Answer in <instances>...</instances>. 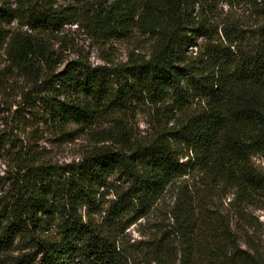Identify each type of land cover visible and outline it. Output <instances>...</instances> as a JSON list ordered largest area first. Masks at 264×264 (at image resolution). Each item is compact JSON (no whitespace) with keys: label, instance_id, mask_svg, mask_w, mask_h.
Returning a JSON list of instances; mask_svg holds the SVG:
<instances>
[{"label":"trees","instance_id":"obj_1","mask_svg":"<svg viewBox=\"0 0 264 264\" xmlns=\"http://www.w3.org/2000/svg\"><path fill=\"white\" fill-rule=\"evenodd\" d=\"M224 2L254 22L218 23L217 0H0V85L15 73L59 140L92 142L63 164L30 143L8 155L0 264H264V246L237 223L264 203L252 160L264 157V0ZM66 24L95 40L138 33L149 52L59 71L53 37ZM145 103L147 136L131 124ZM131 226L144 238L131 241Z\"/></svg>","mask_w":264,"mask_h":264},{"label":"rangeland","instance_id":"obj_2","mask_svg":"<svg viewBox=\"0 0 264 264\" xmlns=\"http://www.w3.org/2000/svg\"><path fill=\"white\" fill-rule=\"evenodd\" d=\"M15 0H10L14 3ZM100 1V0H95ZM215 19L218 23L225 20L234 23L235 25L241 24V27L249 26L254 22V17L251 16V10L246 5H227L224 0H217L215 6ZM16 26L13 21L9 28ZM200 41V40H199ZM53 44L57 55L62 60L59 64V71L63 70L69 63L76 62L77 64H86L90 67L96 65H107L111 68L125 63L128 60L131 52L147 54L149 52L150 41L146 36H141L135 33L134 38L131 39H118L111 37L106 40H95L91 37L90 33L81 25L66 24L57 34L53 37ZM5 56L0 57V79L2 76V69L7 65L4 60ZM9 85H0V140L3 142V148L0 152V174L8 168V155L13 152L18 145L23 142L25 144H32L33 148L46 155V158L53 163H68L78 160L81 157L82 149L84 146H90L92 142L89 138L79 134L74 140L63 141L59 140L58 135L54 133L51 125H48L41 117L42 104L37 103L34 112H32L31 105L34 103L35 96L27 97L23 94L22 90L26 86L23 78H19L15 73L10 77ZM6 88V89H5ZM151 106L147 103L140 104L132 118L131 124L136 132L141 135H149L152 131L149 121L148 112ZM102 126H105L103 124ZM184 160V159H181ZM252 160L255 165L264 171V157L255 155ZM116 179V188L121 189L124 187L122 182L117 180V176L111 177L112 181ZM229 197V196H228ZM112 193L106 195V199H111ZM171 201V196L167 197L156 208L151 219L161 218V211ZM228 198H223L222 203L227 210L226 205ZM219 203V201H218ZM261 207L247 206L246 211L250 214L249 220H237L238 225L244 231H247L256 244L264 246V203ZM159 211V212H158ZM103 212L96 211L93 216L100 219ZM236 220V218H234ZM144 225L139 227L142 233H149V228L143 220ZM128 235L132 239L140 240L144 236L136 231V227L131 226ZM36 264V263H33Z\"/></svg>","mask_w":264,"mask_h":264}]
</instances>
